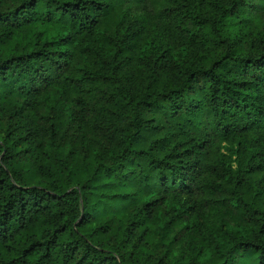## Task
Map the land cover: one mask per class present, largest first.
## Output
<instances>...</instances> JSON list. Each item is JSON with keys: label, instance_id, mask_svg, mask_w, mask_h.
Segmentation results:
<instances>
[{"label": "trees", "instance_id": "16d2710c", "mask_svg": "<svg viewBox=\"0 0 264 264\" xmlns=\"http://www.w3.org/2000/svg\"><path fill=\"white\" fill-rule=\"evenodd\" d=\"M13 1L0 264H264V0Z\"/></svg>", "mask_w": 264, "mask_h": 264}, {"label": "rangeland", "instance_id": "374dc122", "mask_svg": "<svg viewBox=\"0 0 264 264\" xmlns=\"http://www.w3.org/2000/svg\"><path fill=\"white\" fill-rule=\"evenodd\" d=\"M15 7L16 3L13 0H6V1H0V9L5 10L8 9V7Z\"/></svg>", "mask_w": 264, "mask_h": 264}]
</instances>
